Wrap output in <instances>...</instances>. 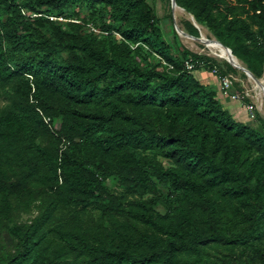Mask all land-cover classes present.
<instances>
[{
  "label": "trees",
  "instance_id": "trees-1",
  "mask_svg": "<svg viewBox=\"0 0 264 264\" xmlns=\"http://www.w3.org/2000/svg\"><path fill=\"white\" fill-rule=\"evenodd\" d=\"M176 1L263 77L264 0ZM153 3L0 0V231L17 240L0 264H264V118L225 106L198 71L237 68L176 31L174 50Z\"/></svg>",
  "mask_w": 264,
  "mask_h": 264
},
{
  "label": "rangeland",
  "instance_id": "rangeland-1",
  "mask_svg": "<svg viewBox=\"0 0 264 264\" xmlns=\"http://www.w3.org/2000/svg\"><path fill=\"white\" fill-rule=\"evenodd\" d=\"M152 5L155 7L157 14L160 18L161 28H162L165 38L172 44L175 50L176 45H175L174 36H175V31L177 32L176 23L179 29L184 32L185 31L184 29L186 27V21L191 20L190 15L186 11L185 13H183L182 11H178V13L176 12L175 14L172 10L171 4L167 0H155V3H153ZM174 14H175V17H174ZM175 18H176V22H175ZM200 30H201V33L208 39H212V37L215 38V36L209 29L200 28ZM184 34L185 35L180 37V39L182 40V44L187 50L207 55L214 61V63H216L217 66L221 68L227 69V67H229L230 65L237 68V71H234V75L239 81L238 87H237L238 91L240 92L243 88L251 89V92L253 93V98L251 99H253V101H255L257 104V114L258 115H257L256 120H251L246 111V114L248 117H246L245 122L250 123L256 128L262 129L260 118L261 117L264 118V103H263V106H261V102L257 95V89L255 88L253 82L251 81L252 78L248 77L245 74V71L243 70V68H240L239 66H236L232 64L231 62H229L227 59L221 57L218 51L211 48L205 42L202 43L201 40H197L191 36H187L188 34H186L185 32ZM208 35L210 37H208ZM263 75H264V72H263ZM246 101H250V100L247 99ZM5 103H6L5 100L3 99L0 100V109L5 105ZM242 107L245 108L244 104H242ZM107 185L113 192H118V193L121 192V189L118 187V183L116 180L114 179L108 180ZM37 214H38V210L33 211L32 214L23 213L18 216L19 221L21 222L29 221L31 218H34L35 216H37ZM99 217H100L99 211L90 210L83 216V220L87 222L88 224L89 223L94 224L98 222ZM16 247H17V240L14 237H12L7 231L1 230L0 231V259L6 253H10L16 250Z\"/></svg>",
  "mask_w": 264,
  "mask_h": 264
},
{
  "label": "built area",
  "instance_id": "built-area-1",
  "mask_svg": "<svg viewBox=\"0 0 264 264\" xmlns=\"http://www.w3.org/2000/svg\"><path fill=\"white\" fill-rule=\"evenodd\" d=\"M50 19L53 21L63 22L66 21V18L64 16H50ZM93 30L99 32L98 30L92 28ZM119 38H122L120 34H118ZM185 67L193 71L197 67L203 66L204 62L201 60H196L192 57L186 59L184 61ZM172 68V66H170ZM214 75H216L220 82V90L223 93L224 97H228L233 101L241 102L244 104L245 109L248 113V116L251 120H256L257 118V104L255 101H253V93L251 92V89L244 88L242 92H239L235 89V82L238 81L237 78L232 74L227 75H221L219 73V68L215 67L212 71ZM250 101H246V100ZM49 121L50 119H46Z\"/></svg>",
  "mask_w": 264,
  "mask_h": 264
},
{
  "label": "crops",
  "instance_id": "crops-1",
  "mask_svg": "<svg viewBox=\"0 0 264 264\" xmlns=\"http://www.w3.org/2000/svg\"><path fill=\"white\" fill-rule=\"evenodd\" d=\"M181 37V36H180ZM181 40V39H180ZM182 43V40H181ZM183 45V44H182ZM184 46V45H183ZM198 77L205 83H208L212 86H215L220 89V82L216 75H214L211 71H208L204 68L198 71ZM222 102L225 104V106L230 109L236 117L241 118L245 121L247 114L246 109L242 107L241 102H236L231 100L228 97L221 96Z\"/></svg>",
  "mask_w": 264,
  "mask_h": 264
},
{
  "label": "bare ground",
  "instance_id": "bare-ground-1",
  "mask_svg": "<svg viewBox=\"0 0 264 264\" xmlns=\"http://www.w3.org/2000/svg\"><path fill=\"white\" fill-rule=\"evenodd\" d=\"M178 11H182L183 13H185V11L183 9H181L179 6H176L175 7V14L176 12L178 13ZM190 19V18H189ZM201 29H204L203 26L199 25ZM206 34V33H205ZM185 34H182V36H184ZM189 36V35H187ZM207 38V37H206ZM190 40V39H189ZM192 40V39H191ZM205 42L206 44H208L211 48H213L214 50L218 51L221 55V57L227 59L229 62H231L232 64L236 65V66H239L240 68H243L245 65L244 63L239 60V59H236L235 57H232L230 55V53L227 51V49L225 47H223L221 44L218 43V40L216 38H213L212 39H208L207 40H204L202 41V43ZM219 55V54H218ZM244 72V71H243ZM252 78V77H250ZM251 81L253 82L255 88L257 89V95H258V98L261 102V106H263V103H264V91L263 89L260 87L259 85V82H257L256 80H254L253 78L251 79Z\"/></svg>",
  "mask_w": 264,
  "mask_h": 264
},
{
  "label": "water",
  "instance_id": "water-1",
  "mask_svg": "<svg viewBox=\"0 0 264 264\" xmlns=\"http://www.w3.org/2000/svg\"><path fill=\"white\" fill-rule=\"evenodd\" d=\"M171 6H172V10H173V12L175 13V7H176V6H179V5L177 4V1H176V0H171ZM179 7H180V6H179ZM180 8L183 9L184 11H186L184 8H182V7H180ZM188 14L190 15V18H191V21L193 22V24L199 29V24L197 23L195 17H194L191 13H188ZM174 17H175V14H174ZM175 22H176V18H175ZM176 30H177V33L179 34V36L182 37V34H184V32L181 31V30L179 29L177 23H176ZM199 30H200V29H199ZM187 34H188V33H187ZM188 35L191 36V37H193V38H195V39H197V40H201V41L207 40V38L201 33V31H200V36H199V37H195V36L190 35V34H188ZM218 43L221 44L223 47H225V48L227 49V51L230 53V55H231L232 57H235L236 59H238V58L234 55V53H233V51H232V49H231L230 47L224 45V44H223L222 42H220L219 40H218ZM243 70L245 71V74H246L248 77H252L254 80H256L257 82H259L260 87H261V88L263 89V91H264V75H263L262 78H258V77L255 76L254 73H253L252 71H250L247 67H243Z\"/></svg>",
  "mask_w": 264,
  "mask_h": 264
}]
</instances>
